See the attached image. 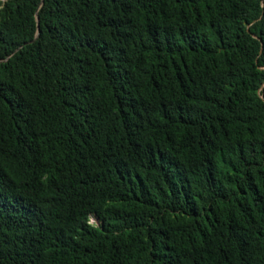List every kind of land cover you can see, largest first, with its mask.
I'll return each mask as SVG.
<instances>
[{
  "label": "trees",
  "instance_id": "trees-1",
  "mask_svg": "<svg viewBox=\"0 0 264 264\" xmlns=\"http://www.w3.org/2000/svg\"><path fill=\"white\" fill-rule=\"evenodd\" d=\"M0 264H264V0H0Z\"/></svg>",
  "mask_w": 264,
  "mask_h": 264
},
{
  "label": "rangeland",
  "instance_id": "rangeland-1",
  "mask_svg": "<svg viewBox=\"0 0 264 264\" xmlns=\"http://www.w3.org/2000/svg\"><path fill=\"white\" fill-rule=\"evenodd\" d=\"M93 220H94V218H93V217H91L89 221L91 222V221H93Z\"/></svg>",
  "mask_w": 264,
  "mask_h": 264
}]
</instances>
